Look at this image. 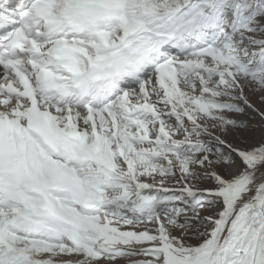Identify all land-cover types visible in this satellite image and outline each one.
Segmentation results:
<instances>
[{"label":"snow or ice","instance_id":"snow-or-ice-1","mask_svg":"<svg viewBox=\"0 0 264 264\" xmlns=\"http://www.w3.org/2000/svg\"><path fill=\"white\" fill-rule=\"evenodd\" d=\"M0 264H264V0H0Z\"/></svg>","mask_w":264,"mask_h":264}]
</instances>
